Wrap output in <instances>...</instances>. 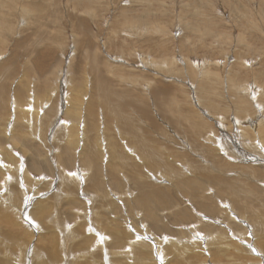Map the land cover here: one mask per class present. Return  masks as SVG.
<instances>
[{"label":"rangeland","instance_id":"rangeland-1","mask_svg":"<svg viewBox=\"0 0 264 264\" xmlns=\"http://www.w3.org/2000/svg\"><path fill=\"white\" fill-rule=\"evenodd\" d=\"M0 87V264H264V0H0Z\"/></svg>","mask_w":264,"mask_h":264},{"label":"bare ground","instance_id":"bare-ground-1","mask_svg":"<svg viewBox=\"0 0 264 264\" xmlns=\"http://www.w3.org/2000/svg\"><path fill=\"white\" fill-rule=\"evenodd\" d=\"M13 3V2H12ZM138 4V3H137ZM56 5V4H55ZM91 14V13H90ZM89 14V15H90ZM92 17V16H91ZM40 24V23H39ZM148 25V24H147ZM150 25V24H149ZM151 29V28H150ZM159 31V30H158ZM39 33H41V32H39ZM45 35V34H44ZM23 43V42H22ZM87 43V42H86ZM19 45H20V43H19ZM39 51V50H38ZM43 52V51H42ZM155 53V52H154ZM90 57V56H89ZM16 58V57H15ZM15 65V64H14ZM16 67V66H15ZM20 68V67H19ZM26 70V69H25ZM41 70V69H40ZM13 72V71H12ZM20 74V73H19ZM1 88V87H0ZM1 91V90H0ZM5 91V90H4ZM11 94V93H10ZM64 95V94H63ZM102 96V95H101ZM6 99V98H5ZM105 99V98H104ZM45 100V99H44ZM125 100H126V98H125ZM107 101V100H106ZM110 102V101H109ZM108 104V103H107ZM113 104V103H112ZM118 104V103H117ZM117 104H113V107H114V105H117ZM5 105V104H4ZM89 105V104H88ZM109 105H110V103H109ZM7 106H8V104H7ZM51 106V105H50ZM118 106V105H117ZM9 107V106H8ZM48 107V106H47ZM55 107V106H54ZM119 107H120V105H119ZM53 108V107H52ZM58 108V107H57ZM118 108V107H117ZM15 109V108H14ZM51 109V108H50ZM55 109V108H54ZM54 109H53V111H54ZM87 109H88V112H91V110H92V112L94 111V107L92 106V105H90V106H88L87 107ZM116 109V107L114 108V110ZM122 109V108H121ZM109 110H110V108H109ZM118 109H116V111H117ZM111 111V110H110ZM121 111V110H120ZM119 112V111H118ZM117 112V113H118ZM112 113H113V111H112ZM30 114V113H29ZM15 120V119H14ZM52 125V124H51ZM51 127V126H50ZM121 128H123V127H121ZM130 128V127H129ZM17 129V128H16ZM124 129V128H123ZM14 131H16V130H14ZM264 131V130H263ZM264 134V133H263ZM91 137V136H90ZM13 138V137H12ZM92 138V137H91ZM94 138V137H93ZM116 138V137H115ZM88 139V138H87ZM90 140V139H89ZM89 140H88V143H89ZM93 141H95L96 142V140H93ZM101 141V140H100ZM86 143V142H85ZM92 143V142H91ZM124 143V142H123ZM94 144V143H93ZM117 144H119L120 146H121V144L118 142ZM116 144V145H117ZM88 146L90 145V144H87ZM88 146H86V147H88ZM92 147V146H91ZM91 147H88V148H91ZM153 147V146H152ZM87 148V149H88ZM123 148V147H122ZM126 148H127V146H126ZM113 149V148H112ZM90 150V149H89ZM125 150V149H124ZM88 151V150H87ZM112 152V151H111ZM114 152H115V150H114ZM117 152V151H116ZM111 154V153H110ZM119 155V154H118ZM1 158V157H0ZM92 159V158H91ZM148 160V159H147ZM1 161V160H0ZM92 161V160H91ZM2 162V161H1ZM95 163V162H94ZM12 165V164H11ZM93 165V167H94V169L96 168V165H94V164H92ZM7 166V165H6ZM88 166V165H87ZM8 167V166H7ZM11 166H10V164H9V169H11L10 168ZM92 167V166H91ZM98 167V166H97ZM5 168V167H4ZM87 168H89V167H87ZM98 168H100V167H98ZM89 169H91V168H89ZM93 168H92V170H93V172H92V174L94 173V176L95 177H98V175H99V172H100V169H99V172L97 171V169H95L94 170ZM90 171V170H89ZM88 173V172H87ZM198 175V174H197ZM90 176V175H89ZM94 178V177H93ZM94 179H96L97 180V178H94ZM89 180V179H88ZM180 180V179H179ZM187 180L189 181V182H193L191 179H188L187 178ZM95 181V180H94ZM186 181V180H185ZM146 182H148V181H146ZM181 181H179L178 183H180ZM184 182V181H183ZM149 183V182H148ZM147 183V184H148ZM146 184V183H145ZM182 183H180V185H181ZM179 185V184H178ZM155 186V185H154ZM160 189H161V192H159V195H157V196H159V200L162 198V197H164V193H163V190H164V188L161 186H158ZM146 188V187H145ZM156 189V188H155ZM155 191V190H154ZM157 191V190H156ZM152 192V191H151ZM158 192V191H157ZM153 193V192H152ZM156 193V192H155ZM141 198V197H140ZM56 199V198H55ZM54 199V200H55ZM138 199V198H137ZM142 199V198H141ZM59 200V199H58ZM45 201V200H44ZM49 201H51V200H49ZM164 201V200H163ZM55 202V201H54ZM40 203V202H39ZM43 207V206H42ZM51 207V206H50ZM56 209V208H55ZM43 212H45L44 210H43ZM42 213V212H41ZM39 214V213H38ZM43 215V214H42ZM41 215V216H42ZM45 215V214H44ZM52 216V215H51ZM38 218V217H37ZM39 219V218H38ZM106 222V221H105ZM157 222V221H156ZM110 223V222H109ZM107 227V226H106ZM111 227V226H110ZM110 229H112V228H110ZM121 229V228H120ZM175 229V228H174ZM116 230H118V229H116ZM115 230V231H116ZM101 231V230H100ZM108 231V230H107ZM112 232H114V231H112ZM122 232V231H121ZM58 233H60V232H58ZM60 235V234H59ZM106 235V234H105ZM62 236V235H61ZM58 238V237H57ZM63 239V238H62ZM72 240V239H71ZM19 243V242H18ZM50 244V243H49ZM172 244V243H171ZM51 245V244H50ZM179 245V244H178ZM248 245H249V243H248ZM175 246V245H174ZM51 247V246H50ZM25 248V247H24ZM54 249V248H53ZM61 249H62V246H61ZM52 250V249H51ZM55 250H57V249H55ZM172 250V249H171ZM218 251V250H217ZM61 252V251H60ZM213 252V251H212ZM215 253V252H214ZM218 253V252H217ZM65 254V253H64ZM216 254V253H215ZM219 254V253H218ZM149 257V256H148ZM216 257V256H215ZM220 257V256H219ZM137 258H138V256H137ZM49 259H50V257H49ZM58 260V259H57ZM153 261V260H152ZM216 262V261H215ZM43 263V262H42ZM150 263H152V262H150ZM146 264V263H145ZM157 264V263H156ZM171 264V263H170Z\"/></svg>","mask_w":264,"mask_h":264}]
</instances>
